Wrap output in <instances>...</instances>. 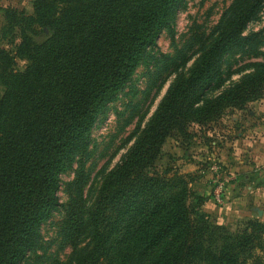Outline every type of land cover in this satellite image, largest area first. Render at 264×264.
Returning a JSON list of instances; mask_svg holds the SVG:
<instances>
[{
    "label": "trees",
    "instance_id": "1",
    "mask_svg": "<svg viewBox=\"0 0 264 264\" xmlns=\"http://www.w3.org/2000/svg\"><path fill=\"white\" fill-rule=\"evenodd\" d=\"M180 0H34V13L7 11L21 29L15 53L0 45V264H28L42 224L65 210L72 264H264V221L248 217L235 232L195 217L188 185L148 169L168 137L189 138L233 106L264 98V30L243 35L264 0H235L185 76L168 89L149 123L91 205L85 160L102 109L158 47ZM49 27L37 42L32 35ZM5 28V29H6ZM261 57L253 71L209 96L232 72L231 51ZM17 58L28 65L18 68ZM77 167V195L63 203L62 174ZM89 241L79 247L83 237Z\"/></svg>",
    "mask_w": 264,
    "mask_h": 264
},
{
    "label": "rangeland",
    "instance_id": "2",
    "mask_svg": "<svg viewBox=\"0 0 264 264\" xmlns=\"http://www.w3.org/2000/svg\"><path fill=\"white\" fill-rule=\"evenodd\" d=\"M234 1L178 2L172 21L158 38V47L149 50L146 59L136 68L126 87L102 109L91 131L89 155L83 170L84 201L87 206L95 201L106 175L118 166L135 144L169 87L178 78L189 73L201 54V48L213 37ZM10 9L31 15L34 13V0H0V45L15 53L16 44L21 41V29L11 31L4 27L9 22L7 11ZM262 30L264 4L256 18L248 23L243 35ZM51 32L49 27H45L32 37L41 43ZM226 58L224 68L229 67L232 72L224 85L209 95L211 97H216L245 74L252 72L251 64L262 60L261 57L243 55L235 50L227 53ZM17 62L20 70L28 65L25 59L17 58ZM3 92L4 86L0 82V97ZM263 103L264 98L250 102L242 109L229 106L218 118L206 123H190L188 132L191 136L168 137L148 173L166 177L173 186L180 180L187 182V204L194 211L195 217L207 215V220L214 226L235 232L244 225L248 217L264 221L262 211H253L250 216L244 214V209L240 212L230 205L227 191L233 194L236 190H233L234 184L242 186L241 195L250 197L252 190L247 189L245 173L234 176L232 167L227 163L229 159L226 152H223L233 149L232 145L227 144V140L239 137V133L249 134L253 119L262 114L260 108ZM77 167L75 163L73 168L62 174L58 194L63 203L77 195V187L72 185L77 180ZM217 182L225 186L222 203L214 198ZM177 187L176 184L175 188ZM246 206L252 204L248 203ZM261 208L264 209V204ZM65 220V210L60 208L42 224L38 245L28 264H72L73 248L65 240ZM88 241L87 236L83 237L79 247ZM99 264H104L103 259Z\"/></svg>",
    "mask_w": 264,
    "mask_h": 264
},
{
    "label": "crops",
    "instance_id": "3",
    "mask_svg": "<svg viewBox=\"0 0 264 264\" xmlns=\"http://www.w3.org/2000/svg\"><path fill=\"white\" fill-rule=\"evenodd\" d=\"M260 110L262 114L253 119L254 123L251 122L253 124L249 134L239 133V137L227 140V144L232 145L233 149L223 151L229 153L225 155L229 159L227 163L232 167L234 176L245 173L247 189L252 190L251 196L247 197L240 193L242 186L234 184L233 190H236L233 194L227 191L228 201L232 207L238 208L240 212L244 209L246 211L244 214L250 216L253 215V211L264 213V209L261 208L264 204V103L261 104ZM246 122L249 123V120ZM248 203L252 206L247 207Z\"/></svg>",
    "mask_w": 264,
    "mask_h": 264
},
{
    "label": "built area",
    "instance_id": "4",
    "mask_svg": "<svg viewBox=\"0 0 264 264\" xmlns=\"http://www.w3.org/2000/svg\"><path fill=\"white\" fill-rule=\"evenodd\" d=\"M218 184H216V187H215V196L214 198L218 201V202H223V195H224V192H225V186L223 183H219L217 182Z\"/></svg>",
    "mask_w": 264,
    "mask_h": 264
}]
</instances>
